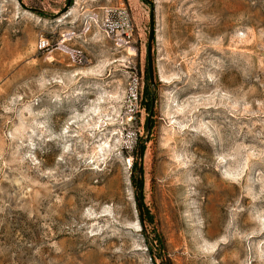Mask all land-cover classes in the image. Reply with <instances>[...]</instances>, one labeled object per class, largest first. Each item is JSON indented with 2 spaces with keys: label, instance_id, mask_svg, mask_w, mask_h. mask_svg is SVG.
Returning <instances> with one entry per match:
<instances>
[{
  "label": "rangeland",
  "instance_id": "obj_1",
  "mask_svg": "<svg viewBox=\"0 0 264 264\" xmlns=\"http://www.w3.org/2000/svg\"><path fill=\"white\" fill-rule=\"evenodd\" d=\"M0 264H264V0H0Z\"/></svg>",
  "mask_w": 264,
  "mask_h": 264
},
{
  "label": "built area",
  "instance_id": "obj_2",
  "mask_svg": "<svg viewBox=\"0 0 264 264\" xmlns=\"http://www.w3.org/2000/svg\"><path fill=\"white\" fill-rule=\"evenodd\" d=\"M100 22L103 31L113 40L118 46H125L129 43V38L131 36L132 27L129 19V13L125 8L121 7H105L101 12ZM89 26L88 20H85L83 30L87 31ZM82 32V31H81ZM76 32L73 30L64 31L62 34L61 44L63 41L71 39ZM59 44V45H61ZM50 46V41L46 37H41L38 40L39 48H47ZM74 53L78 56L79 51L74 50ZM75 58V57H74Z\"/></svg>",
  "mask_w": 264,
  "mask_h": 264
},
{
  "label": "trees",
  "instance_id": "obj_3",
  "mask_svg": "<svg viewBox=\"0 0 264 264\" xmlns=\"http://www.w3.org/2000/svg\"><path fill=\"white\" fill-rule=\"evenodd\" d=\"M149 100V107H150V97L147 99ZM135 185L137 186V192H136V196L138 197V199L141 201L142 204V212H143V221L142 222V226L144 229V232L146 234V239L148 242V246L152 249L153 247L157 249L158 253L161 255L162 253V249L164 248V242H163V238L162 235L160 233V231L155 227V225H152L151 223V218L149 217V213L147 211V209L145 208L144 202H143V196L141 194L140 191V179L137 178ZM147 226H149L150 231H147Z\"/></svg>",
  "mask_w": 264,
  "mask_h": 264
},
{
  "label": "water",
  "instance_id": "obj_4",
  "mask_svg": "<svg viewBox=\"0 0 264 264\" xmlns=\"http://www.w3.org/2000/svg\"><path fill=\"white\" fill-rule=\"evenodd\" d=\"M68 5H69V1L67 2V6ZM66 7L64 9H66ZM154 32H155L154 9H153V6H151L150 12H149V29H148V36H147V72H148L150 84L152 86L155 84L153 57H152V42L154 39ZM137 205L139 209V217H140V220L142 221L143 220L142 204L138 198H137Z\"/></svg>",
  "mask_w": 264,
  "mask_h": 264
}]
</instances>
